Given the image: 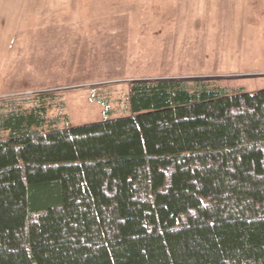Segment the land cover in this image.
I'll return each instance as SVG.
<instances>
[{
	"label": "trees",
	"instance_id": "obj_1",
	"mask_svg": "<svg viewBox=\"0 0 264 264\" xmlns=\"http://www.w3.org/2000/svg\"><path fill=\"white\" fill-rule=\"evenodd\" d=\"M49 99L0 104V264H264V90L140 80L64 128Z\"/></svg>",
	"mask_w": 264,
	"mask_h": 264
},
{
	"label": "rangeland",
	"instance_id": "obj_2",
	"mask_svg": "<svg viewBox=\"0 0 264 264\" xmlns=\"http://www.w3.org/2000/svg\"><path fill=\"white\" fill-rule=\"evenodd\" d=\"M162 78L264 90V0H0V104L46 94L59 127L83 126Z\"/></svg>",
	"mask_w": 264,
	"mask_h": 264
}]
</instances>
